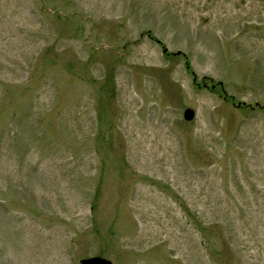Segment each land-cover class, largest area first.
Masks as SVG:
<instances>
[{"label":"rangeland","instance_id":"obj_1","mask_svg":"<svg viewBox=\"0 0 264 264\" xmlns=\"http://www.w3.org/2000/svg\"><path fill=\"white\" fill-rule=\"evenodd\" d=\"M239 101L264 105V0H0V264H236L228 222L264 264Z\"/></svg>","mask_w":264,"mask_h":264},{"label":"trees","instance_id":"obj_2","mask_svg":"<svg viewBox=\"0 0 264 264\" xmlns=\"http://www.w3.org/2000/svg\"><path fill=\"white\" fill-rule=\"evenodd\" d=\"M187 67H188V65H187ZM13 117L12 118H14L15 117V114H13L12 115ZM15 119V118H14ZM20 124H21V126H26V125H28V123L27 122H23L22 120L20 121ZM26 124V125H25ZM14 126V125H13ZM15 127V126H14ZM21 130H19L18 128L17 129H11V130H9V133H8V135H10V140L12 141V140H15L16 138H17V136H19L18 138H20V136L22 135L21 134ZM3 137L4 136H6L7 137V134H6V131H5V134H4V130H3ZM8 138V137H7ZM234 216V215H233ZM234 218H235V216H234ZM227 232H224V230L225 229H223V231H221L222 232V235H223V237H224V241H225V243H226V245L229 247V249L233 252V254H234V257H235V262H236V264H240L241 263V255L239 254V250L237 249V247H236V245H235V243L232 241V239L234 240V237H233V234L234 233H232V228H231V223L230 222H228L227 223ZM232 233V234H231ZM227 234V235H226ZM201 237H202V232H201ZM203 238V237H202ZM200 239V243L199 244H197V245H199V246H203V248L205 247V245H206V243H205V241H204V239ZM208 262L209 263H211V261L210 260H208ZM197 263L198 264H206V261L204 262V260H202V262L200 261V259L197 261Z\"/></svg>","mask_w":264,"mask_h":264},{"label":"water","instance_id":"obj_3","mask_svg":"<svg viewBox=\"0 0 264 264\" xmlns=\"http://www.w3.org/2000/svg\"><path fill=\"white\" fill-rule=\"evenodd\" d=\"M142 34V33H141ZM140 34V35H141ZM150 36V34H148ZM158 42H160L159 40H157ZM168 48L166 46H162V51L163 52H167ZM177 53H180V51H177ZM175 54V53H173ZM193 76H194V79L196 77L195 73L192 72ZM218 84L221 86V89L224 93H226V91L224 90L223 88V85H222V82H218ZM215 85H212V88L214 87ZM238 106L240 105H248L250 108H253L255 106H258V107H263L264 108V105L260 104L259 102H255L254 105H251V104H246L244 101H239L237 103ZM194 109L191 108V107H186L184 110H183V118L185 120H192L193 117H194ZM79 264H113L111 260L103 257V256H100V255H94V256H90V257H86V258H83L80 260Z\"/></svg>","mask_w":264,"mask_h":264}]
</instances>
